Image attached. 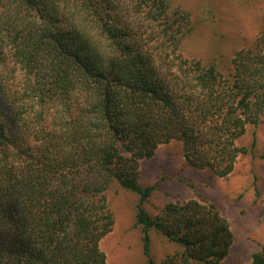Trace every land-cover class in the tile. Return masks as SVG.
I'll return each instance as SVG.
<instances>
[{
  "label": "trees",
  "instance_id": "trees-1",
  "mask_svg": "<svg viewBox=\"0 0 264 264\" xmlns=\"http://www.w3.org/2000/svg\"><path fill=\"white\" fill-rule=\"evenodd\" d=\"M191 16L170 0H0V264H108L113 181L141 199L147 264H222L234 235L213 204L156 216L143 160L180 141L196 170L227 178L264 117V34L228 74L186 58ZM155 231L180 247L150 257ZM252 264H264V246Z\"/></svg>",
  "mask_w": 264,
  "mask_h": 264
},
{
  "label": "rangeland",
  "instance_id": "rangeland-1",
  "mask_svg": "<svg viewBox=\"0 0 264 264\" xmlns=\"http://www.w3.org/2000/svg\"><path fill=\"white\" fill-rule=\"evenodd\" d=\"M170 4L191 16L192 31L181 42L182 54L215 65L223 74L230 72L237 52L264 34V0H170ZM238 145L249 152L239 155L227 178L191 168L180 141L160 145L140 167V185L156 187L144 204L152 216L166 204L190 200L219 209L234 235L231 252L222 264H252L253 254L264 246V117L258 126H247ZM140 199L116 181L107 191L115 218L112 232L101 241L108 264L148 263L143 233L136 223ZM179 249L162 234L151 232L150 257L155 262Z\"/></svg>",
  "mask_w": 264,
  "mask_h": 264
}]
</instances>
